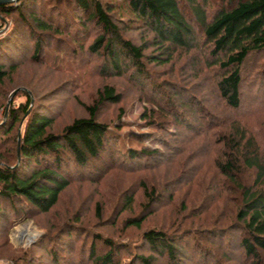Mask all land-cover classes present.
I'll list each match as a JSON object with an SVG mask.
<instances>
[{"label":"trees","instance_id":"obj_1","mask_svg":"<svg viewBox=\"0 0 264 264\" xmlns=\"http://www.w3.org/2000/svg\"><path fill=\"white\" fill-rule=\"evenodd\" d=\"M122 1L130 17L120 28L112 18L113 11L122 9L118 0H19L16 4H0V86L9 79L7 68L15 70L16 61L12 59H25L28 52L30 63L62 73L68 67V58L87 51L101 57L98 75L131 77L141 94L151 82L150 67L172 65L175 57H191L194 68L200 70L198 66L204 63L211 72L216 70L215 89L228 110H241L245 68L257 69L256 64L264 59V0ZM91 26L100 31L93 34ZM130 30L143 33L142 43L136 45L124 38L123 33ZM153 79L157 89L162 90H158L162 99L153 100L157 112H147L142 120L155 122L162 132L173 125L174 137L158 132L163 138V150L141 145L147 135L120 136L116 133L119 127L110 130L109 122L100 120L107 106L122 101L121 94L110 85L102 86L87 103L79 99L80 95H73L82 84L80 77L73 80L70 98L79 102L85 114L61 129L55 127V109L51 113L29 109L31 99L27 94L17 107L9 106L6 118L0 121V221L5 223L0 225L1 236L10 231L7 225L12 217L50 214L62 194L76 182L101 181L115 169L124 173L159 166L174 169L166 161L179 155L181 145L195 142L204 127L208 132L215 128L213 136L209 135L216 181L204 192L197 191L202 197L199 204H181V210L173 211L175 217L182 214L183 218H198L199 222L187 219L189 223L179 222L171 232L172 226L148 229L132 241L94 233L84 227L78 215L79 218L70 215L74 217L70 223L61 228L53 225L57 231L44 237L46 244L41 249L49 264H157L160 260L164 264H264V138L259 140L250 132L244 113L232 121L222 117L216 120L213 113L200 106L195 95L198 86L160 81L161 86L157 82L160 78ZM54 90L37 99L48 103L40 109L51 106ZM197 152L195 149L192 155ZM212 153L211 149L209 156ZM175 175L160 185L154 181L148 184V179L143 178L136 190L119 191L115 202L120 209L114 221L131 209L140 190L143 209L138 217L123 220L124 228L141 229L155 207L161 203L170 205L179 194L177 182L182 177ZM241 175L247 178L242 180ZM193 176H188V182ZM226 194L234 209L225 202ZM162 196L166 200L161 201ZM100 206H94L98 217L102 214ZM221 206L225 209L221 210ZM211 208L221 212L209 219L204 214ZM5 246L7 243H0V249ZM99 246L104 250L100 251ZM26 260L27 255H23L15 259L18 263L13 262L31 263V259Z\"/></svg>","mask_w":264,"mask_h":264},{"label":"rangeland","instance_id":"obj_2","mask_svg":"<svg viewBox=\"0 0 264 264\" xmlns=\"http://www.w3.org/2000/svg\"><path fill=\"white\" fill-rule=\"evenodd\" d=\"M18 1L19 0H13L9 4H16ZM121 1L122 0H118V3L122 5V9L120 11H113L112 13V18L118 23L119 28L122 27V23L130 17L125 7L123 8V1ZM91 27L94 29L93 34L95 35L100 31V29L95 26ZM123 36L126 39H130L136 45H139L142 43V40H144L143 33L137 30L124 32ZM148 52H151V48H149ZM24 57L25 59H20V57H14V59H12L16 61V65L13 68L15 70L12 71V68H7V78H12V81L8 79L0 86V105L4 104L3 107L0 108V121L6 118L9 106L14 108L17 107L18 104L25 101L24 94H27L31 99L32 108L30 107L29 109L38 108L40 111L47 113H51L55 109V127L56 129H61L73 118L81 117L85 114L84 109L78 105L79 102L70 98V94L72 93L69 92L73 86L72 81L80 77V84H82L74 91L73 95H80L79 99L83 102L90 103L92 100L91 98L94 96L93 94L105 85L112 86L117 93L121 94L122 101L120 104L107 106L101 112L100 120L108 121L111 126L110 130L115 129L117 126L119 130H116V133L120 136L129 135L130 133L134 135H147L148 138L144 139L145 141L141 145L148 146L150 149L163 150V138L158 132L163 133V135L166 134L167 136L174 137L175 131L173 125L167 126L165 131L162 132L158 130L155 122H153L154 124H148L147 121L142 120L143 115L147 114V112H157L156 105L152 103L153 100L155 98L162 99L160 95L161 92H158V90L161 89H157L156 82L153 79L156 76L157 79L160 78L157 80L160 84V81H165L166 83H190V86L193 88L198 86L195 95L199 97L200 106L213 113L216 120L220 121L219 117H222L226 121H232L231 119H235L237 115H242L244 113L242 117L245 119L247 118L246 126L251 129L250 132L254 133L257 138H264V59L256 64L258 67L257 69H255L254 66L245 68V73L243 75L245 81L244 99L241 110L236 113L228 110L216 92V70L211 72L205 68L204 63L198 66L200 70H198L197 66L194 68L193 65H191V57H175V61L172 65L150 67L152 74L151 82L144 86L145 93L148 94V96L138 91L139 89H137V85H135L136 82L134 83L130 80L131 77L127 79L125 77L114 78L111 76L105 77L103 75V77L98 75L99 71L102 69L101 57L90 54L87 51H85L84 54H79L78 52L74 57L68 58L66 62L68 67H64L66 71H62V73L59 71H52L46 65H42L46 67L43 68L40 65L30 63L31 53L29 52L26 53ZM202 57L203 56H197L196 58L200 59ZM193 69H195L196 74L198 73L197 77L194 76ZM262 69L263 72L261 74ZM194 84L198 85L195 86ZM53 90L55 91V94L53 93L55 99L52 98V102H49L51 106L40 109L39 107L42 108L41 105L47 106L48 103H44V101H40L41 103H39L37 99L50 91L52 93ZM36 91H38V96L35 98L34 93ZM165 92L169 95L168 90H165ZM171 99L176 103L178 102L176 98L174 99L172 97ZM185 113L186 115L189 114L187 111H185ZM218 127L219 126L216 125V128ZM204 128L202 129L200 138H197L193 143L189 142L182 144L179 155H174L166 161V164H169L170 167L176 170H165L166 168L163 169L164 167L160 168V166L154 169H143L144 171L129 173H124L116 169L111 170L101 181L74 183L62 194L57 207L48 215L34 218L23 214L8 219L10 223L7 226L10 227V231L7 232L6 236L0 235V243H7V246L0 249V260L11 261V264H15L19 262H15L17 257L27 255L26 261L31 259V263L29 264L51 263L47 258V254H45V250L41 249V246L46 244L44 237L56 233L57 228L53 230V225L61 228L64 223H70L71 219L74 220V217L77 215L83 221L84 227H87L88 230L94 233H101L103 236L110 238L121 236L129 238V240L132 241H136L142 232L148 229L172 226L171 232L176 229V226L179 227V222L182 225L189 223L190 220L187 219L193 220L194 218H183L182 214H178V217H175L173 216L174 208L176 211L182 209L181 204L184 205V207L190 204L194 206L199 204L202 201V197L197 195V191L201 189L204 192L212 181H216L214 177L216 173L211 162V159H214V148L211 147L212 143H210L212 142L211 135L213 136L216 129L214 128V130L208 132V130ZM209 133H211V135H209ZM133 145H138L139 147V143H134ZM210 147L213 153L209 156ZM195 149H198V152L196 156H193L192 153ZM189 168L191 171L189 170L188 172ZM174 171H176V173ZM177 173L182 177L179 183L176 181L179 189H181L179 194L175 196V199H173L170 205L161 203L159 207H155L153 210L154 213L152 212L148 217L149 219L141 224V229L135 227L126 229L124 228L125 223L123 220L138 217L140 211L143 209V203L145 202L140 190L136 193L135 204L131 209L126 211L120 220L114 221V215L120 209L118 203L115 202L118 200L119 191L127 188L136 190L139 182L143 178L148 179V184L151 182L152 185L154 181L160 185L164 183L165 179L167 180L170 177H174ZM192 174L194 176L190 182H188V176H192ZM246 178L247 175H241L242 180ZM183 184L186 186L184 185V187ZM166 198L167 197L162 196L161 201L166 200ZM226 198L227 201L225 202H229L228 206L234 209L235 207L230 203L228 194H226ZM95 203H100L101 205L100 210L102 214L100 217L95 214ZM222 206L220 209H225V207ZM220 209L217 211L211 208L207 210L204 215H209L207 217L212 219L213 215L221 212ZM70 215L74 217L70 218ZM78 216L77 218H79ZM197 220L198 222L200 221L198 218L194 219V221ZM0 223V225L5 224L3 223V219ZM172 223L174 224L172 225ZM34 228L42 229L43 235L38 241L31 244L30 247L25 246L26 242L32 239V230ZM51 229L53 230L52 233L49 232L52 231ZM99 250L103 251L104 247L99 246ZM127 260L128 258H124V261ZM163 262L164 260H160L157 264H164ZM23 264L26 263L23 262Z\"/></svg>","mask_w":264,"mask_h":264},{"label":"clouds","instance_id":"obj_3","mask_svg":"<svg viewBox=\"0 0 264 264\" xmlns=\"http://www.w3.org/2000/svg\"><path fill=\"white\" fill-rule=\"evenodd\" d=\"M43 235V230L40 228H34L32 230V239L26 242L25 246L30 247L31 244L35 243L40 239V237ZM0 264H11V261L7 260H0Z\"/></svg>","mask_w":264,"mask_h":264},{"label":"water","instance_id":"obj_4","mask_svg":"<svg viewBox=\"0 0 264 264\" xmlns=\"http://www.w3.org/2000/svg\"><path fill=\"white\" fill-rule=\"evenodd\" d=\"M13 0H0V4H9ZM19 137V136H18Z\"/></svg>","mask_w":264,"mask_h":264}]
</instances>
